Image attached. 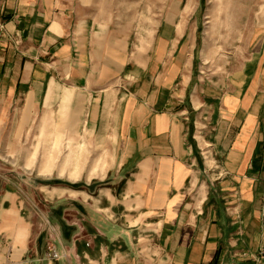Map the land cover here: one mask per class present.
<instances>
[{
    "label": "crops",
    "instance_id": "obj_1",
    "mask_svg": "<svg viewBox=\"0 0 264 264\" xmlns=\"http://www.w3.org/2000/svg\"><path fill=\"white\" fill-rule=\"evenodd\" d=\"M91 20L79 0H0V128L67 104L113 155L105 184L45 197L52 231L37 184L0 167V264H264V38L209 75L165 35L133 71Z\"/></svg>",
    "mask_w": 264,
    "mask_h": 264
},
{
    "label": "rangeland",
    "instance_id": "obj_2",
    "mask_svg": "<svg viewBox=\"0 0 264 264\" xmlns=\"http://www.w3.org/2000/svg\"><path fill=\"white\" fill-rule=\"evenodd\" d=\"M79 3L92 22L103 29L110 28L118 41L127 43L133 71L138 68L135 62L154 60L165 35L170 40L182 37V43L189 44L186 58L194 55V63L201 66L203 74L209 75L232 73L241 65H250L260 39L264 38V0H79ZM214 21L219 25L212 31L210 25L213 27ZM194 43L197 47L193 54ZM50 97L53 100L54 94ZM73 97L74 93L66 94L65 103ZM62 109L58 106L51 112H22L21 127L0 128L5 138L15 139L1 145L0 167L15 169L37 184L36 196L41 201L40 208H36L37 217L45 222L48 231L52 230L51 221L45 216L49 209L42 206L45 197L61 189L78 195V191H91L105 184L113 158L104 144L93 141L85 127L77 137L83 121L71 116L67 104ZM1 118L9 122L17 119V113L6 112ZM7 173L9 177L14 174Z\"/></svg>",
    "mask_w": 264,
    "mask_h": 264
},
{
    "label": "built area",
    "instance_id": "obj_3",
    "mask_svg": "<svg viewBox=\"0 0 264 264\" xmlns=\"http://www.w3.org/2000/svg\"><path fill=\"white\" fill-rule=\"evenodd\" d=\"M47 256L51 259H59L60 255L54 251V249H52L51 247H49V252L47 254Z\"/></svg>",
    "mask_w": 264,
    "mask_h": 264
},
{
    "label": "trees",
    "instance_id": "obj_4",
    "mask_svg": "<svg viewBox=\"0 0 264 264\" xmlns=\"http://www.w3.org/2000/svg\"><path fill=\"white\" fill-rule=\"evenodd\" d=\"M55 183H57V182H55ZM74 186V185H73ZM74 187H79V185H77V186H74Z\"/></svg>",
    "mask_w": 264,
    "mask_h": 264
}]
</instances>
